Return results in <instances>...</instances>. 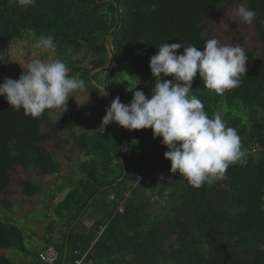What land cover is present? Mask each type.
Masks as SVG:
<instances>
[{"label": "trees", "instance_id": "1", "mask_svg": "<svg viewBox=\"0 0 264 264\" xmlns=\"http://www.w3.org/2000/svg\"><path fill=\"white\" fill-rule=\"evenodd\" d=\"M241 4L256 12L249 27L258 43L244 49L248 60L241 85L218 95L197 76L191 94L210 117L220 114L236 129L247 164L230 165L227 179L199 188L181 175L152 178L170 167L161 138H153L150 128L128 130L115 122L102 130L100 121L91 131L70 135L78 152L73 158L76 177H69L66 186L56 184L60 192L67 189L61 201L51 202L52 210L46 208L56 223L42 213L46 220L37 237L32 228L26 231L0 216V250L42 264L38 251L59 235L53 246L60 264L71 229L64 264H73L74 250H89L93 264H222L220 246L228 255L225 264H264L259 248L264 243V0H36L27 7L0 0V52L7 43L53 36L55 49L68 61V76L86 81L85 91L94 94L102 120L114 97L127 104L137 89L151 94L155 80L149 60L162 43L181 41L202 50L215 38L214 16ZM66 50L81 51L80 57L71 60ZM7 62V55L0 57V83ZM48 113L32 118L0 97L1 207L8 203L3 197L16 167L57 176L69 166L70 161L62 163L45 145L57 133L70 131L73 122L67 117L49 122ZM17 182L25 197L42 190L28 179ZM125 191L129 195L124 198ZM0 264H16V259L0 255Z\"/></svg>", "mask_w": 264, "mask_h": 264}, {"label": "clouds", "instance_id": "2", "mask_svg": "<svg viewBox=\"0 0 264 264\" xmlns=\"http://www.w3.org/2000/svg\"><path fill=\"white\" fill-rule=\"evenodd\" d=\"M15 2L27 7L34 6L36 0ZM234 15L248 25L256 19V12L242 4ZM55 47L53 36L41 35L32 44L36 55L28 61L26 70L18 79L5 77L0 83V97L11 108L23 110L32 118L41 117L46 110L62 114L69 98L85 91L86 81L69 77L63 61L40 58L54 52ZM181 48L183 52L179 53ZM247 60L242 47L222 44L217 38L207 40L202 50L181 41L164 42L149 60L155 80L150 98L140 89L133 92L127 104L114 97L105 108L100 128L113 122L128 130L150 128L153 138L160 137V143L166 146L163 155L170 161V172L185 177L193 187L227 179L230 165L247 164V153L236 129L227 126L220 114L210 117L203 102L191 94L192 82L198 76L208 90L223 95L241 85ZM162 75L172 78L162 79ZM103 89L102 95H107ZM259 248L264 251V243Z\"/></svg>", "mask_w": 264, "mask_h": 264}, {"label": "rangeland", "instance_id": "3", "mask_svg": "<svg viewBox=\"0 0 264 264\" xmlns=\"http://www.w3.org/2000/svg\"><path fill=\"white\" fill-rule=\"evenodd\" d=\"M237 7L238 6H234V8L231 7L230 10L226 11L225 13L217 14L214 16L215 33H213V35H215V38H217L222 44L233 46H240L241 44L242 46L240 47H242L243 49H251L257 47L258 43L255 39V35L251 27H249L248 24L245 25L238 16L234 15V10ZM244 25L245 27L243 29V32L241 33V28ZM237 31L240 32L241 35H236ZM34 42L35 39H31V37H28L26 41H14L11 43H7L6 46H4L3 50L0 52V57L7 55L8 62L6 64L5 73L1 76V83H3L5 77L17 79L22 70H26L27 63L30 58L33 55H36V50L32 48V44ZM80 53L81 51L75 54H70L69 50H66V54H68L69 59L71 60L79 58ZM40 58L47 61L58 59L63 61L66 67L68 66V61H66L63 55L57 52L56 49L54 50V52L48 53L47 55H40ZM15 60H18L19 63ZM88 62L89 58L83 61V65L86 66ZM72 77L78 78V75L73 74ZM171 78V76L162 77V79ZM97 87L101 88L100 86ZM150 96L151 94H149L148 97L150 98ZM107 98L109 99L108 96ZM99 110L100 108L98 106V102H96L94 94L88 95L86 91L77 92L74 94V98H69L67 102V110L62 114H60V112L56 110H49V122H58L62 118L67 117L72 120L73 125L70 131L63 130L57 133L53 139L47 142L45 148L52 154H54V156L62 163L70 161L71 164L69 163V166H67V168H64L57 176H44L39 174L34 169H28L24 171L21 168L16 167L15 170L10 173L11 181L8 186V192L3 197L5 198V200H7L8 205L6 204L4 205V207L0 206V216L5 222L12 223L19 228L21 227L23 229H26V231L32 228L33 233H35L36 236L39 237L41 234H43V226L46 220V215H42V213L48 214L47 219L53 221L55 220L53 214L47 211L48 209L46 208L51 207V202H55L57 204L59 201H61L67 191L66 189L60 192L56 184H62L66 186L65 182H67L69 177H76L74 168L76 167V163L73 162V158L78 157V152L70 135H77L79 132L82 133L84 131H91L98 127L101 121V118L97 113V111ZM79 111H82L83 113L81 117L76 120L75 117ZM42 130L46 131L47 129L43 128ZM19 179H28L31 182L40 184L42 190L37 195H34L32 197H25L21 193L19 184L17 182ZM0 199L2 198L0 197ZM52 209L53 207H51V210ZM56 241H59V235L54 239L55 243ZM55 243L51 244L54 245ZM26 245H32H29L28 239H26ZM0 254L7 257L12 256V253L10 251H0ZM12 257L16 259V264H19L20 262L23 263L22 258L18 259V257L16 256Z\"/></svg>", "mask_w": 264, "mask_h": 264}, {"label": "built area", "instance_id": "4", "mask_svg": "<svg viewBox=\"0 0 264 264\" xmlns=\"http://www.w3.org/2000/svg\"><path fill=\"white\" fill-rule=\"evenodd\" d=\"M258 150L257 149H252V152H256ZM164 175H171V176H180L178 173L173 174L170 172V167H168L167 170L161 171L157 174H152L151 177L152 178H158ZM145 178V177H144ZM143 178H139V180H141ZM129 195V191H125L124 192V198L127 197ZM109 198L111 199L112 196L109 195ZM123 198V200H124ZM123 206V201L119 202L116 206V210L117 211H121ZM88 251L89 250H85L84 252H80L78 250H74L73 255L75 257L73 264H93L92 260L90 258H88ZM58 251L56 250V248L51 245H45L40 251H38L37 254V258L39 259V261L42 264H57L58 261Z\"/></svg>", "mask_w": 264, "mask_h": 264}, {"label": "water", "instance_id": "5", "mask_svg": "<svg viewBox=\"0 0 264 264\" xmlns=\"http://www.w3.org/2000/svg\"><path fill=\"white\" fill-rule=\"evenodd\" d=\"M91 74H92V72L90 73V75ZM117 132L119 133V126H117ZM119 157H120V155H119ZM123 175H124V171H123ZM122 178H123V176L120 179H118V181H121ZM70 230L71 229H68V231H67V236L65 238V242H64V245H63V253H62V259H61V263L60 264H64L65 260H66V255H67V250H68V235L70 233ZM209 236H210V234H207V237H209ZM211 241L213 243H216L214 238H211ZM220 248L223 251V253L225 254L224 258L222 259V264H225L226 260L228 259V255L226 254V251L223 249L222 246H220Z\"/></svg>", "mask_w": 264, "mask_h": 264}, {"label": "crops", "instance_id": "6", "mask_svg": "<svg viewBox=\"0 0 264 264\" xmlns=\"http://www.w3.org/2000/svg\"><path fill=\"white\" fill-rule=\"evenodd\" d=\"M0 251H4V250H0ZM4 252H7V251H4ZM1 255V254H0ZM1 256H4V255H1ZM13 256V255H12ZM12 256H10V257H7V256H4L5 258H8V259H14ZM19 264H29V261H28V259H25V261H23V263L22 262H20Z\"/></svg>", "mask_w": 264, "mask_h": 264}]
</instances>
